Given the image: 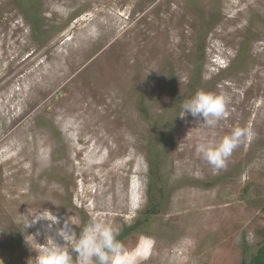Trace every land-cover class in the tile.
<instances>
[{
  "label": "rangeland",
  "instance_id": "374dc122",
  "mask_svg": "<svg viewBox=\"0 0 264 264\" xmlns=\"http://www.w3.org/2000/svg\"><path fill=\"white\" fill-rule=\"evenodd\" d=\"M198 69L193 88L227 100L215 127L175 105ZM237 126L252 136L214 170L198 145ZM154 149L166 200L112 264H241L264 224L240 198L264 195V0H0V264H36L39 210L118 235L144 211Z\"/></svg>",
  "mask_w": 264,
  "mask_h": 264
},
{
  "label": "clouds",
  "instance_id": "9594fccd",
  "mask_svg": "<svg viewBox=\"0 0 264 264\" xmlns=\"http://www.w3.org/2000/svg\"><path fill=\"white\" fill-rule=\"evenodd\" d=\"M182 111L184 115H191L198 122H203L208 127H215L226 113L227 100L223 95L205 90H197L190 98L183 100ZM252 136V131L246 126L234 127L229 134L224 135L219 141L202 142L197 147V152L212 166L214 170L225 166L233 151ZM46 222V223H42ZM40 223L36 235L45 234L46 240H51L46 247L41 248L36 256V264H73L75 253L81 264H112V254L121 249L114 228L96 217L80 229L77 235L71 229L74 224L68 218L60 225V218L50 210H39L25 227ZM76 225V224H75ZM60 237L65 242H71V249H66L57 242Z\"/></svg>",
  "mask_w": 264,
  "mask_h": 264
},
{
  "label": "trees",
  "instance_id": "16d2710c",
  "mask_svg": "<svg viewBox=\"0 0 264 264\" xmlns=\"http://www.w3.org/2000/svg\"><path fill=\"white\" fill-rule=\"evenodd\" d=\"M31 18L30 26L31 32L34 37L38 40L41 34V24L42 21L37 16H27ZM39 41V40H38ZM41 42V41H40ZM197 73V74H196ZM195 77L190 80L188 85V93L186 97L180 98L178 101L176 98L175 105H177V109H179L182 105L183 100L190 98L196 91L197 88H193L196 86L198 82L197 76H200L199 69L196 71ZM180 102V103H179ZM140 111L145 114L144 108H141V102H138ZM149 153L148 160V180L147 182V191H146V205L144 211L139 213V217L130 225L123 227L121 232L117 235V240L121 242L128 235L135 231H139L141 229H145L144 224L149 221V218L152 217L162 206L165 198V181L161 179L160 175V167L162 166L163 160L161 158V154L158 150L154 149L153 154ZM240 198L248 205L254 208H257L264 215V195L262 191L254 184H248L241 190ZM255 237L258 239L257 246L254 252H247L246 249L243 251V258L241 264H264V224L259 226L254 231ZM248 254V258L246 259V255ZM73 264H75V259L73 258Z\"/></svg>",
  "mask_w": 264,
  "mask_h": 264
}]
</instances>
